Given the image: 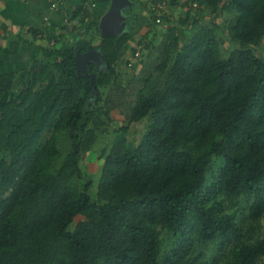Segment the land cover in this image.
Here are the masks:
<instances>
[{
  "label": "trees",
  "instance_id": "trees-1",
  "mask_svg": "<svg viewBox=\"0 0 264 264\" xmlns=\"http://www.w3.org/2000/svg\"><path fill=\"white\" fill-rule=\"evenodd\" d=\"M93 1L68 14L69 23L78 20L72 29L91 21L87 35L72 41L62 39L64 32L49 36L52 46L30 66L0 74V97L13 92L0 121V264H163L159 226L191 231L205 243L233 234L227 264H264V237L242 235L236 212L203 195L205 188L231 199L254 194L251 218L264 215V58L256 50L264 40V0H186L181 25L194 31L182 44L169 17V35L157 46L163 59L131 111L127 88L119 96L104 88L121 72L116 65L127 56L132 32L104 35L100 20L112 0ZM227 1L235 46L225 56L216 14ZM194 3L211 11L210 26L192 15ZM32 29L36 38L45 37L46 31ZM97 46L107 68L79 70L77 51ZM139 48L142 41L133 55ZM142 58L128 65L145 63ZM116 111L128 122L118 130L145 121L138 144L123 137L109 150L101 141ZM61 134L68 138L65 151ZM92 149L105 158L97 197L82 167ZM216 157L224 163L209 186ZM82 177L83 185L75 183ZM176 251L173 264H192L182 247Z\"/></svg>",
  "mask_w": 264,
  "mask_h": 264
},
{
  "label": "rangeland",
  "instance_id": "rangeland-1",
  "mask_svg": "<svg viewBox=\"0 0 264 264\" xmlns=\"http://www.w3.org/2000/svg\"><path fill=\"white\" fill-rule=\"evenodd\" d=\"M159 1L160 0H129V2H127V4L121 9V17L115 26L117 30H121L120 32H124L125 30L131 31L133 36L132 41L125 45L127 53L125 60H122L116 65L118 69H121V72L117 75L114 81L104 88V93L119 96L121 95L122 88H127L128 96L126 101L129 102V106L127 107L128 111H131L133 105L137 102L138 90L145 85L147 76L156 70L157 65L163 59L164 51H161L157 46H160L161 43L163 44L165 36L169 35L168 25L171 23L169 17L171 16L170 18L173 23L176 22L179 26V38L182 44L186 43L187 37L194 31L192 25H181V16L185 18L189 11V7L184 6L186 0H176V4L178 5L175 7L173 5V0L161 1L165 2L166 6V13L162 16L161 21L157 20V10L154 9ZM194 4V6H197L198 8H193L192 15L198 13L200 17L204 18L203 25L210 26L212 22L211 11H205L203 7L196 5L197 3ZM226 4H228V1L222 4L220 12L217 13L216 16L218 17V22H220L218 34L221 38H225L223 50L225 56H228L233 50L235 44L231 41L227 29V15H229V12L226 9ZM89 23L87 22L86 26L89 27ZM200 27L201 26H198L197 28ZM97 29L96 25L90 28L91 34L96 43L101 39V35ZM140 41H142V48H139V51L141 55H143L142 59H145V63L139 61L138 64L132 68L128 65L127 59L130 56H133L134 45ZM150 41L153 42V46L145 47L144 44ZM49 46L51 47L50 43L44 41V43L41 42L33 47L29 46V48H25L24 60L36 59L38 56H41L46 49L50 48ZM96 49L101 51L98 46ZM256 50L257 53L264 58V40L260 45L256 46ZM88 60V66L90 68L95 66L100 69L107 68L105 63L98 61L95 56L90 57ZM28 62L29 61H27V63ZM27 63H25V66H30V64ZM20 67L21 66H17V64H13L12 66H1V69L12 68L18 72L20 71ZM12 94L13 92H7L0 97V121L2 118L3 106L8 100H10ZM115 118L116 120L110 121V124L108 125L109 132L107 134L105 133L100 138L102 142L109 143V150L115 142L123 137H126L129 142L133 144H138L142 140L146 128L145 121L131 123L128 131H126L117 129L124 123L126 124L127 120L125 119V116L116 111ZM51 133L52 131H48L44 138H48ZM59 138L60 146L65 151L68 138L63 134H61ZM100 146H102V143ZM104 161L105 158L100 156V150L92 149L86 152L83 156L82 167L85 173L88 176H91L94 180L91 187V192L94 197L98 196V183L102 174ZM223 163L224 161L222 159L217 157L214 159L210 168L208 180L209 186H211L213 181L219 176ZM74 181L75 183L83 185L85 181H87V178H75ZM203 195L210 198L211 201H220L223 209L236 212L237 220L241 225L242 235H251L256 238L264 237V215H262L256 222L252 220L250 215V207L254 200V194L243 195L231 199L226 195L212 196L209 190L205 188L203 190ZM81 218V216H78L75 223ZM158 231L161 238V260L163 264H173L178 259L176 250L181 247L183 249L181 255L190 257L192 259V264H227L228 255L236 239L233 234H230L220 238L216 242L205 243L198 242L194 233L191 231L186 233L170 231L160 226L158 227ZM262 262H264V259Z\"/></svg>",
  "mask_w": 264,
  "mask_h": 264
},
{
  "label": "crops",
  "instance_id": "crops-1",
  "mask_svg": "<svg viewBox=\"0 0 264 264\" xmlns=\"http://www.w3.org/2000/svg\"><path fill=\"white\" fill-rule=\"evenodd\" d=\"M82 3L84 0H0V74L5 71H17L12 68L1 69L4 65L17 64L21 66V71L26 67L27 61H29L27 64H32L34 58L24 60L25 48L44 41L52 46L49 36L64 32L62 39L72 41L87 35L86 24L91 23L89 19L82 25L79 24L76 29H72L71 25L78 20L75 19L70 24L68 21L69 12L78 9ZM106 7V3L100 4L99 10L104 11ZM67 23L69 26L62 29ZM32 28L46 31L45 37L36 38L37 35ZM59 46L64 47L65 43L60 41Z\"/></svg>",
  "mask_w": 264,
  "mask_h": 264
},
{
  "label": "water",
  "instance_id": "water-1",
  "mask_svg": "<svg viewBox=\"0 0 264 264\" xmlns=\"http://www.w3.org/2000/svg\"><path fill=\"white\" fill-rule=\"evenodd\" d=\"M127 2H129V0L111 1L109 9L103 14L100 20V27L104 35L115 31H121L120 29L117 30L115 26L117 21L121 17L120 16L121 9L127 4ZM94 56L97 58L98 61L104 62L101 51L97 50L96 48L89 50L87 52H81V50H78L77 58H76L77 68L79 70H83L84 72H87V70L90 68L88 66V61H89L88 59Z\"/></svg>",
  "mask_w": 264,
  "mask_h": 264
},
{
  "label": "built area",
  "instance_id": "built-area-1",
  "mask_svg": "<svg viewBox=\"0 0 264 264\" xmlns=\"http://www.w3.org/2000/svg\"><path fill=\"white\" fill-rule=\"evenodd\" d=\"M163 1V0H161ZM159 1L156 6L154 7V9L157 10V20L158 21H161L162 20V15L166 13V6H165V2H161ZM53 5H56V4H53ZM93 5L95 6L96 5V2L93 1ZM138 56H141V53L140 51H136L135 54L133 56H131L129 58V62L128 64L129 65H133L137 59Z\"/></svg>",
  "mask_w": 264,
  "mask_h": 264
}]
</instances>
